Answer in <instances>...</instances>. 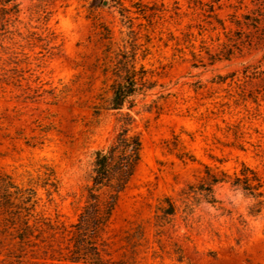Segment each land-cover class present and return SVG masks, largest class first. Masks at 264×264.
<instances>
[{
	"label": "rangeland",
	"instance_id": "obj_1",
	"mask_svg": "<svg viewBox=\"0 0 264 264\" xmlns=\"http://www.w3.org/2000/svg\"><path fill=\"white\" fill-rule=\"evenodd\" d=\"M131 67L148 88L109 109ZM120 114L141 157L103 262L264 264V0H0V201L5 182L32 190L35 212L69 230ZM10 230L0 264H69L61 229L21 247Z\"/></svg>",
	"mask_w": 264,
	"mask_h": 264
},
{
	"label": "trees",
	"instance_id": "obj_2",
	"mask_svg": "<svg viewBox=\"0 0 264 264\" xmlns=\"http://www.w3.org/2000/svg\"><path fill=\"white\" fill-rule=\"evenodd\" d=\"M120 71L121 68L115 69L116 74H120ZM118 78L111 85L112 94L107 105L112 110H122L127 105L131 110L135 106V98L148 88L145 71L126 68L123 76L118 75ZM117 122L118 126L111 141L94 153L89 184L85 187L84 204L75 222L69 225V230L63 226L58 228V225L35 212L36 202L33 200L32 190H19L10 186L9 182L3 184L5 188L14 187L15 192L7 194L0 201L2 213L6 216L0 228L13 230L8 235L17 239L20 247L30 243L31 237L50 231L48 237L52 238L55 230L61 229L62 234L66 233L62 236L66 241V253L59 261H67L69 264H106L103 262L105 244L101 234L108 226L118 198L127 188L140 162L142 148L138 133L131 129V116L120 114ZM205 181L204 185L207 186L204 187L202 183L197 189L210 195L212 185L219 182V179L210 175ZM234 183L241 184L244 190L251 189L249 179L244 173L241 178L235 177ZM258 187L259 183L255 189ZM208 199V202H213V198Z\"/></svg>",
	"mask_w": 264,
	"mask_h": 264
}]
</instances>
